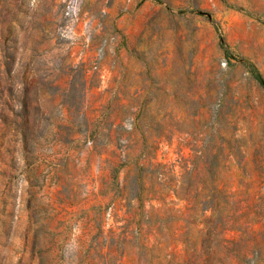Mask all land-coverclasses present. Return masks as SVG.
Segmentation results:
<instances>
[{
  "label": "rangeland",
  "instance_id": "rangeland-1",
  "mask_svg": "<svg viewBox=\"0 0 264 264\" xmlns=\"http://www.w3.org/2000/svg\"><path fill=\"white\" fill-rule=\"evenodd\" d=\"M0 264H264V0H0Z\"/></svg>",
  "mask_w": 264,
  "mask_h": 264
}]
</instances>
